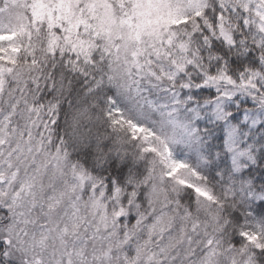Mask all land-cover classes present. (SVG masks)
I'll use <instances>...</instances> for the list:
<instances>
[{"label":"snow or ice","instance_id":"6c2138e0","mask_svg":"<svg viewBox=\"0 0 264 264\" xmlns=\"http://www.w3.org/2000/svg\"><path fill=\"white\" fill-rule=\"evenodd\" d=\"M0 264H264V0H0Z\"/></svg>","mask_w":264,"mask_h":264}]
</instances>
